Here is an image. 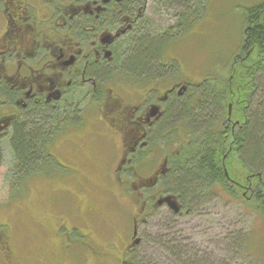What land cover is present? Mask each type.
I'll list each match as a JSON object with an SVG mask.
<instances>
[{
	"label": "flooded vegetation",
	"instance_id": "1",
	"mask_svg": "<svg viewBox=\"0 0 264 264\" xmlns=\"http://www.w3.org/2000/svg\"><path fill=\"white\" fill-rule=\"evenodd\" d=\"M155 1L162 2L0 0V165L8 145L13 157L12 177L17 179L20 173L15 167L13 140L16 130L27 126L48 131L45 160L52 159L58 140L68 144L67 151L64 147L61 150L74 162L75 153L86 156L89 149L94 153L93 140L106 136L121 144L114 169L118 179L139 178L134 189L148 193L147 189L166 175L169 156L163 158L151 177L140 176L136 167L151 159L157 130L178 122L168 121L172 101L183 97L193 84L175 79L170 87L161 89L152 85V72L129 76L121 72L128 54H132L131 48L143 39L151 40L156 35L163 38L164 32L174 26L166 25L154 35ZM188 2L183 5L191 7ZM162 3V11L170 8L174 16L176 8ZM161 58L156 74L169 80L174 77L176 64ZM227 119L233 128L240 124L239 120L233 122L230 115ZM18 184L21 183L12 184V188L19 189ZM166 194L169 193H159L150 201L154 203L147 201L148 211L165 206L180 212L183 208L175 195L177 209L159 201ZM143 202L142 211L146 208L145 199ZM30 216L29 220L27 216L19 219V234L8 219L0 222V264H128L125 254L133 252L138 244L137 235L134 238L138 218L134 219L131 243L121 250L118 239L108 241L97 234L99 228L91 221L83 226L85 233L79 239L70 241L60 235L65 220L55 218L49 226ZM78 228L82 231V227ZM70 230L76 232L73 225ZM25 232L39 236L30 241Z\"/></svg>",
	"mask_w": 264,
	"mask_h": 264
},
{
	"label": "rangeland",
	"instance_id": "2",
	"mask_svg": "<svg viewBox=\"0 0 264 264\" xmlns=\"http://www.w3.org/2000/svg\"><path fill=\"white\" fill-rule=\"evenodd\" d=\"M188 1L195 15L190 16L186 23L182 19L186 25L185 33L170 36L172 42L161 58L169 63L176 62L174 77L169 76L170 79L166 80L165 76H160L162 79L159 74H152L154 87L166 89L175 79H180L183 84L189 82L194 85L206 77L221 73L222 76L226 75L225 64L236 56L243 41L247 12L263 2ZM154 3L152 19L155 35V32L160 33L164 26L174 24L176 20L170 8L162 11L165 3ZM229 115H232V107H229ZM179 128L176 131L180 134V124ZM94 142V153L91 149L86 151V156L75 153L73 162L61 150L64 147L67 151L70 148L68 144L56 141L52 159L46 158V162L40 164L41 169L25 177L18 184L21 185L19 189L12 188V184L15 185L18 180L12 177L10 163L13 157L6 145L0 165V222L8 219L15 233L19 234V219L24 216L29 220L31 214L35 221L48 222L49 226L54 224L53 219L59 218L65 220L60 235L64 240L68 238L71 241L79 239L81 233H85L83 226L91 221L99 228L97 234L108 241L118 239L122 250L126 243H131L134 219L138 218L137 237L140 241L135 250L124 257L127 260L133 257L137 264H193L195 260L199 264H264L261 217L254 211L253 204L248 203L246 207L240 199H232L228 193L221 192L216 196L202 197L191 210L174 212L162 206L149 212L147 201L148 204L154 203L150 202L154 197L159 193L165 194L159 182L147 189L148 193L146 190L134 189L133 185L139 184L141 179L134 176L118 179L115 176L121 144L106 136H98ZM167 142L164 139L158 141L153 146L149 162L136 167L140 176L151 177L163 158L168 156L169 150H172L173 155L179 152L177 140L170 141L169 148L166 147ZM73 148L76 149L75 146ZM168 166H171L170 160ZM226 174L229 175L227 169ZM160 190L162 192H158ZM144 199L146 208L142 211ZM25 211L29 215H23ZM71 225L76 232H71ZM78 226L82 227V231ZM24 235L30 241H35L39 236L34 232H25ZM174 245L175 250L172 248ZM115 247L119 250V247ZM177 249L183 251L177 254ZM71 252L74 253V249Z\"/></svg>",
	"mask_w": 264,
	"mask_h": 264
},
{
	"label": "trees",
	"instance_id": "3",
	"mask_svg": "<svg viewBox=\"0 0 264 264\" xmlns=\"http://www.w3.org/2000/svg\"><path fill=\"white\" fill-rule=\"evenodd\" d=\"M160 1L177 8L174 26L164 32L163 38L156 35L151 40L143 39L131 48L132 54L127 56L122 75L158 73L160 57L172 42L170 36L185 33L182 19L186 23L195 15L189 6L183 5L184 0ZM239 48L230 63L225 64L226 75L206 77L199 84L191 85L183 97L172 101L168 121L178 122L167 129H158L153 146L163 139L168 141V148L170 141L177 140L179 144V152L174 155L172 150L167 152L171 166L161 176L159 187L175 195L183 209H193L204 196L226 192L246 207L248 203L253 204L261 217L264 235V91L261 92L264 90V0L247 12ZM230 105L232 121L240 122L235 128L227 119ZM179 124L180 134L176 131ZM47 132L44 128L29 126L16 130L12 147L15 167L21 173L18 183L46 162ZM172 248L175 250L176 246ZM177 250V254L183 251ZM137 263L133 257L128 260V264Z\"/></svg>",
	"mask_w": 264,
	"mask_h": 264
},
{
	"label": "water",
	"instance_id": "4",
	"mask_svg": "<svg viewBox=\"0 0 264 264\" xmlns=\"http://www.w3.org/2000/svg\"><path fill=\"white\" fill-rule=\"evenodd\" d=\"M230 108H231V105H230ZM160 202H167L169 205H171V206H173L172 208H175V209H177V207H178V205H177V203L175 202V201H177V199H176V197L174 196V195H172V194H168L167 196H165L164 198H161L160 200H159ZM178 202V201H177ZM136 235H137V231H135V233H134V238L136 237ZM139 241H140V238H136V242L137 243H139Z\"/></svg>",
	"mask_w": 264,
	"mask_h": 264
}]
</instances>
